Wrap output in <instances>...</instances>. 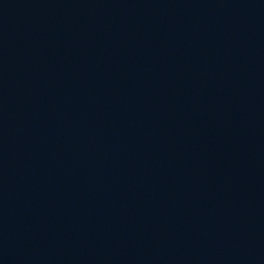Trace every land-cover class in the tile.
<instances>
[{"label":"water","instance_id":"1","mask_svg":"<svg viewBox=\"0 0 264 264\" xmlns=\"http://www.w3.org/2000/svg\"><path fill=\"white\" fill-rule=\"evenodd\" d=\"M0 264H264V0H0Z\"/></svg>","mask_w":264,"mask_h":264}]
</instances>
